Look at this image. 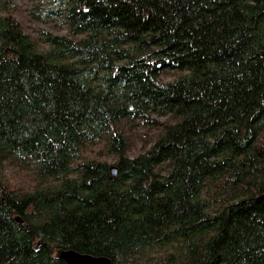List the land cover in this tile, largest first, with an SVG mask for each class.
<instances>
[{
	"label": "trees",
	"instance_id": "16d2710c",
	"mask_svg": "<svg viewBox=\"0 0 264 264\" xmlns=\"http://www.w3.org/2000/svg\"><path fill=\"white\" fill-rule=\"evenodd\" d=\"M36 1L65 34L0 0V264H264V0Z\"/></svg>",
	"mask_w": 264,
	"mask_h": 264
},
{
	"label": "rangeland",
	"instance_id": "374dc122",
	"mask_svg": "<svg viewBox=\"0 0 264 264\" xmlns=\"http://www.w3.org/2000/svg\"><path fill=\"white\" fill-rule=\"evenodd\" d=\"M14 5L17 7V10L19 11L20 15L24 18L23 23L27 29L28 32L34 34L35 28H41L43 30L49 31L54 34L63 35L66 33L63 26L53 22V21H47L45 23L39 22L37 19H33L28 13V9H32L34 7L40 9V11H43L45 9V6L39 1L36 0H13Z\"/></svg>",
	"mask_w": 264,
	"mask_h": 264
},
{
	"label": "water",
	"instance_id": "95a60500",
	"mask_svg": "<svg viewBox=\"0 0 264 264\" xmlns=\"http://www.w3.org/2000/svg\"><path fill=\"white\" fill-rule=\"evenodd\" d=\"M112 175H116V170L111 169ZM62 259H65L67 264H111L110 260L103 257H92L88 255H80L75 253H62Z\"/></svg>",
	"mask_w": 264,
	"mask_h": 264
}]
</instances>
